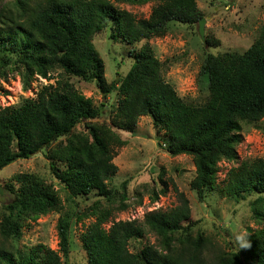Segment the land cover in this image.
<instances>
[{"label": "trees", "instance_id": "1", "mask_svg": "<svg viewBox=\"0 0 264 264\" xmlns=\"http://www.w3.org/2000/svg\"><path fill=\"white\" fill-rule=\"evenodd\" d=\"M113 1L14 0L0 7V63L16 66L26 88L34 77L50 81L56 71L64 75L55 85L42 88L35 99L0 108V171L72 136L67 146L59 144L49 151L50 170L67 200L96 193L109 201L120 192L108 189V182L118 170L113 163L117 150L126 142L108 125L90 123L102 112L74 87L69 80L74 77L94 82L104 97L117 96L110 126L131 133L141 117H149L157 132L163 133V146L171 155L191 156L195 177L190 189L202 201L217 189L219 163L238 161L242 123L264 121V22L257 39L243 53L206 56L199 77L207 79L208 98L194 105L181 99L165 80L164 64L148 42L164 37L172 26L200 21L196 0ZM115 3L155 5L148 19H137ZM106 29L112 40L140 46L132 50L133 63L126 75L111 83L92 44ZM206 43L215 46L211 39ZM11 181L7 188L13 198L3 205L0 217V237L8 243L7 247L0 244V264H62L59 252L66 257L71 245L67 213L56 226L59 252L45 247L22 251L12 245L21 239L26 220L63 211L57 192L31 174H17ZM163 184L165 188L153 194V201L167 193ZM124 189L125 184L118 211L127 208ZM224 193L236 200L253 198L251 218L261 227L247 229L248 247L228 251L213 247L192 221L188 199L178 193V206L151 211L143 223L113 222V209L96 208L91 213L95 221L80 236L87 264H264V159L230 168ZM147 233L157 237L158 245L132 251L131 241Z\"/></svg>", "mask_w": 264, "mask_h": 264}, {"label": "rangeland", "instance_id": "2", "mask_svg": "<svg viewBox=\"0 0 264 264\" xmlns=\"http://www.w3.org/2000/svg\"><path fill=\"white\" fill-rule=\"evenodd\" d=\"M14 0H0L1 6H10ZM37 1V0H36ZM114 2L113 0H110ZM204 21L205 40L215 41V46L205 47L198 35V22L193 25H176L161 38L149 40L155 57L164 64L163 76L173 86L177 95L187 103L202 105L208 98L207 79L199 77L201 66L207 55L224 52L243 53L257 39L264 22V0H196ZM120 9L132 13L137 19H148L154 3L144 5L116 4ZM110 31L104 30L93 39V46L105 65L108 83L123 78L130 69L133 59L132 50L140 46H130L116 42L110 37ZM0 108L18 106L25 99H35L37 93L47 85H55L64 79L60 71L52 74L50 81L34 77L29 86L24 87L21 72L16 66L0 63ZM70 82L86 98L92 100L95 108L102 114L90 123L106 124L126 145L117 150L113 163L116 174L108 182V189L118 190L115 197L108 201L96 193L79 199L67 200V193L50 170L49 151L61 145L65 147L74 140L72 136L60 139L50 149H44L29 159H20L0 171V217L3 205L12 201L13 195L7 186L17 174H31L52 185L62 201V212H51L35 220H26L22 228V237L12 245L22 251L35 247H45L59 252L57 223L62 214L71 215L70 251L66 257L59 252L62 264H87L80 236L95 221L91 213L96 208L113 209L110 221H137L143 223L144 217L151 211L164 212L179 205L178 193L188 199L192 221L211 241L213 247L224 250L243 248L247 229L260 228L252 220L250 202L252 197L236 200L224 193L227 171L237 167L240 162L264 159V121L242 123L241 142L237 147L238 161L219 163L217 189L199 200L190 189L195 177L193 159L189 155H171L163 144L164 135L157 132L149 117H141L135 130L124 132L110 126V112L116 106L115 94L104 97L94 82H84L70 77ZM79 132L83 125L78 126ZM164 142V143H163ZM167 186V193L159 195L153 201V194ZM13 184V183H12ZM125 184L124 202L127 208L118 211L121 204L119 194ZM110 222L105 224L107 229ZM243 237V239H238ZM8 243L0 237V244ZM158 245L157 237L147 233L141 240L131 241V250L139 251L145 245Z\"/></svg>", "mask_w": 264, "mask_h": 264}, {"label": "water", "instance_id": "3", "mask_svg": "<svg viewBox=\"0 0 264 264\" xmlns=\"http://www.w3.org/2000/svg\"><path fill=\"white\" fill-rule=\"evenodd\" d=\"M198 35L203 42L204 46H207L206 40H205V35H204V21L200 19L198 22Z\"/></svg>", "mask_w": 264, "mask_h": 264}, {"label": "clouds", "instance_id": "4", "mask_svg": "<svg viewBox=\"0 0 264 264\" xmlns=\"http://www.w3.org/2000/svg\"><path fill=\"white\" fill-rule=\"evenodd\" d=\"M238 239H243V237H238ZM243 247H248L249 245H247L246 243L245 244H242Z\"/></svg>", "mask_w": 264, "mask_h": 264}]
</instances>
